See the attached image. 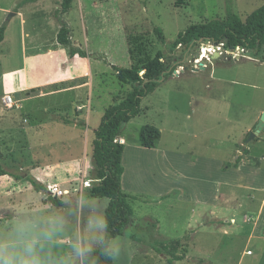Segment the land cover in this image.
Returning a JSON list of instances; mask_svg holds the SVG:
<instances>
[{
    "label": "rangeland",
    "instance_id": "1",
    "mask_svg": "<svg viewBox=\"0 0 264 264\" xmlns=\"http://www.w3.org/2000/svg\"><path fill=\"white\" fill-rule=\"evenodd\" d=\"M262 5L73 0L62 14L60 0H0V168L7 173L0 176V235L22 214H60L65 231L48 251L75 257L73 238H87L89 219L104 217L108 200L90 197L98 184L93 131L104 111L131 91L114 67L135 63L129 38L138 36L150 57L161 54L174 70L142 99L139 115L118 138L121 188L135 197L128 200L133 222L129 218L125 236L113 239L123 241L118 264H264V222L255 224L264 193L251 175L236 172L257 167L252 160L264 156V130L247 142L264 111V63L239 49L226 51L225 62L211 60L225 50L209 42L171 46L191 25L223 20L229 11L244 21ZM61 22L69 30L67 46L56 41ZM200 64L204 70H192ZM141 136L154 151L142 148ZM53 184L64 192L56 198L61 208L47 200Z\"/></svg>",
    "mask_w": 264,
    "mask_h": 264
},
{
    "label": "trees",
    "instance_id": "2",
    "mask_svg": "<svg viewBox=\"0 0 264 264\" xmlns=\"http://www.w3.org/2000/svg\"><path fill=\"white\" fill-rule=\"evenodd\" d=\"M36 1L26 0L27 3ZM60 1V12L66 14L71 9L73 0ZM4 33L5 24L0 26V43L4 40ZM154 33L161 42L164 41L160 29H155ZM68 35L69 30L61 22L56 37L57 43L60 46H67L69 44ZM200 41L222 45L225 51L231 49L247 51L264 63V5L253 11L244 21L229 11L223 20L191 25L183 33L178 34L171 46L187 49L191 44ZM129 44L130 60L135 63L129 68L114 67V70L118 82L129 85L131 91L116 102L114 101L104 111L98 127L93 131L92 162L96 169L98 184L92 187L90 197L108 200L104 210L105 239L85 256L81 264H88L92 260L95 261V264H113V261L104 255L102 248L111 240L125 236L129 218L133 222V212L128 200L135 199V197L124 193L121 188V177L124 173L122 166L124 145L117 140L122 127L139 115L142 99L153 93L160 82L171 75L174 70L169 67L161 54L158 53L154 57H150L146 53L141 37L130 36ZM74 55L83 57V53L80 52H76ZM154 131L156 132V130ZM140 140L143 148L153 149V142L145 143L143 136L140 137ZM5 175L7 173L0 168V176ZM40 189L37 187L38 191ZM165 198L167 197L162 199ZM47 200L56 208L63 206L61 201L52 196H49Z\"/></svg>",
    "mask_w": 264,
    "mask_h": 264
},
{
    "label": "clouds",
    "instance_id": "3",
    "mask_svg": "<svg viewBox=\"0 0 264 264\" xmlns=\"http://www.w3.org/2000/svg\"><path fill=\"white\" fill-rule=\"evenodd\" d=\"M66 219L60 214L43 213L22 214L15 218L10 230L0 235V264H74L75 259L84 260L93 251L92 241L96 234L103 235L106 220L102 215L91 217L88 221L87 238L77 234L70 243L75 257L70 255L54 256L49 251L53 239L65 231ZM123 241L116 239L103 246L102 251L113 264H118ZM88 264H95L89 261Z\"/></svg>",
    "mask_w": 264,
    "mask_h": 264
},
{
    "label": "crops",
    "instance_id": "4",
    "mask_svg": "<svg viewBox=\"0 0 264 264\" xmlns=\"http://www.w3.org/2000/svg\"><path fill=\"white\" fill-rule=\"evenodd\" d=\"M16 16H21V12H17L16 13ZM4 41V40H3ZM262 113H264V111H260L258 114H257V116H256V118H255V120L254 121H257L258 122V120L260 119V117H261V115H262ZM143 148V147H142ZM145 149V148H144ZM146 150H153V149H146ZM154 151V150H153ZM264 155V154H263ZM262 159V160H261ZM260 160H261V162H260ZM252 161H254L255 162V164H258L257 165V167L255 166V167H252L250 170H244V169H240V170H236V172L237 173H239V171H242L241 173H243V174H249V175H251L252 177H251V179H252V182H253V184L254 185H256L255 187H257L258 189H261L262 190V192L264 193V168H262L261 166H260V164L263 162V164H264V156H261V158L260 157H258V159L257 160H252ZM228 173L227 174H229V173H231L232 174V170H229V171H227ZM235 172V171H234ZM233 177V175L232 176H230V178H232ZM237 180V179H236ZM225 182H228V184H230L231 185V183H235L236 184V181L235 182H233L232 181V179H228V180H225ZM225 186V185H224ZM225 187H227V186H225ZM208 193V192H207ZM207 197V198H206ZM210 200V198H209V196H208V194H206V196L204 197V200L202 201L203 203V205L206 207V208H208V206H206V204L208 205V202H210L209 201ZM82 203V202H81ZM264 222V204L262 205V207L260 208V211L258 212V214H257V218H256V226H258V225H261L262 223ZM88 226V224L86 225V227ZM98 246V245H97Z\"/></svg>",
    "mask_w": 264,
    "mask_h": 264
},
{
    "label": "water",
    "instance_id": "5",
    "mask_svg": "<svg viewBox=\"0 0 264 264\" xmlns=\"http://www.w3.org/2000/svg\"><path fill=\"white\" fill-rule=\"evenodd\" d=\"M215 46H217L216 44H214ZM233 50V49H231ZM227 55L228 53L226 51L223 52H214L210 55V59L211 60H217V61H223L225 62L227 60ZM196 57H199V53H197L195 55ZM237 58H239V56H237ZM193 61V60H192ZM193 71H198V70H204V67L200 64L199 65V69H195L192 68ZM264 130V113H262L259 121L257 122L255 128H254V132H252L247 140V142H250L251 140L254 139V137H256L258 134H260L262 131ZM119 142V139L117 140ZM129 222V221H128ZM131 225V224H130Z\"/></svg>",
    "mask_w": 264,
    "mask_h": 264
},
{
    "label": "built area",
    "instance_id": "6",
    "mask_svg": "<svg viewBox=\"0 0 264 264\" xmlns=\"http://www.w3.org/2000/svg\"><path fill=\"white\" fill-rule=\"evenodd\" d=\"M5 100L7 101V104L9 106H12L13 101L10 97H6ZM46 189H47L49 196H52L54 198H59L64 195V192L56 184L49 185L47 186Z\"/></svg>",
    "mask_w": 264,
    "mask_h": 264
},
{
    "label": "bare ground",
    "instance_id": "7",
    "mask_svg": "<svg viewBox=\"0 0 264 264\" xmlns=\"http://www.w3.org/2000/svg\"><path fill=\"white\" fill-rule=\"evenodd\" d=\"M222 50V49H221ZM211 55V54H210ZM210 55H209V57H210ZM193 63H195L194 61H193Z\"/></svg>",
    "mask_w": 264,
    "mask_h": 264
}]
</instances>
